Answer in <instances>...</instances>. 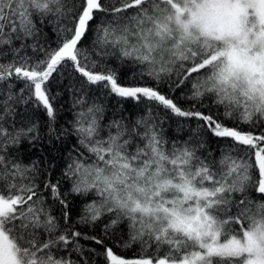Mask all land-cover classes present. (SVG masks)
<instances>
[{
    "label": "snow or ice",
    "instance_id": "1",
    "mask_svg": "<svg viewBox=\"0 0 264 264\" xmlns=\"http://www.w3.org/2000/svg\"><path fill=\"white\" fill-rule=\"evenodd\" d=\"M48 24L54 48L40 42ZM108 48L144 65L149 82L98 70L93 57ZM69 68L80 110L62 129L51 81ZM100 89L151 103L102 124ZM176 89L215 108H185ZM29 105L26 119L18 109ZM40 109L50 143L77 138L58 178L54 162L20 153L41 138ZM158 111L182 118L177 131L195 125L168 139ZM73 194L88 197L75 222ZM105 219L95 234L77 230ZM124 223L126 240L115 235ZM98 261L264 264V0H0V264Z\"/></svg>",
    "mask_w": 264,
    "mask_h": 264
},
{
    "label": "trees",
    "instance_id": "2",
    "mask_svg": "<svg viewBox=\"0 0 264 264\" xmlns=\"http://www.w3.org/2000/svg\"><path fill=\"white\" fill-rule=\"evenodd\" d=\"M94 36H88L83 41L84 47L87 49L91 48L92 40ZM60 40V35L56 31V26L53 24H48L43 28L40 42L45 45H51L53 48L57 46ZM100 50L97 49V52ZM31 54V52L29 53ZM98 59L101 67L98 69L100 71H106L108 68L114 69L120 75V79L125 84H137V83H148L149 81L141 77L142 72H146L145 66L134 62L128 58H121L120 53L117 49L108 48L105 53H101L99 57H93ZM62 74L57 75L53 74V80L51 81V90L52 94L56 97L55 104L58 107V118L57 126L62 129H69L70 125L76 117V113L80 110L78 106L73 105L74 95L73 88L78 87L77 78L75 74L72 73L71 69L61 70ZM23 87V82H17L16 88ZM94 91H95V86ZM165 87L166 86H163ZM167 90V89H166ZM188 89L180 91L176 89L171 94L175 96L176 100L181 103L185 108H192L195 106L198 110H213L215 106L212 104V101L208 98L203 99L201 102H195L188 99ZM98 102L103 104L104 113L102 124L110 122L112 119H120L121 116L125 118L126 121L135 120L138 116L143 114V109L145 105L150 104L151 102L147 100L137 101L133 98H121L114 94H108L107 90L100 89L98 93ZM18 111L23 112L25 118H31L33 116V111L29 105L27 111L24 110V106H21ZM163 121V130L166 138L173 139L177 137H186L187 135V124L195 125L194 121L185 122L186 126L184 131H177L178 121H182V118L175 117L174 115L167 114L165 111H158L157 113ZM35 120L39 124L41 132L40 139L34 144H30L27 141L23 142L20 145V153L27 163L31 160H40L42 161V166H46L49 162H54L57 167L54 170V178L60 177L64 163L68 158L69 151L76 146L77 138L75 135L65 137L64 140L55 141L50 143L46 136V124L47 117L45 116L42 109L36 111ZM19 119V118H18ZM222 146L215 141V138H212L210 141V147L213 151L218 153V148ZM65 191L70 187V182H63L62 185ZM49 202H51V197L49 196ZM71 207L69 209L72 216L73 222L79 219V214L84 206V203L88 201V197H79L70 195L68 197ZM54 208H57L58 205H53ZM105 221L98 222L95 226H85L77 225V230H83L89 235L95 234L103 229ZM119 231H116L115 235L117 237H123L125 240L128 238V230L126 223L118 225ZM85 246L95 245L91 244L90 241H81ZM123 251L132 254L133 252L139 251V245L134 244L131 249H122ZM74 258V257H73ZM100 264V261H98Z\"/></svg>",
    "mask_w": 264,
    "mask_h": 264
}]
</instances>
